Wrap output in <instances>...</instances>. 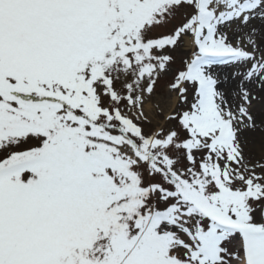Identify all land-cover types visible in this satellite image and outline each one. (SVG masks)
<instances>
[{"label":"snow or ice","instance_id":"snow-or-ice-1","mask_svg":"<svg viewBox=\"0 0 264 264\" xmlns=\"http://www.w3.org/2000/svg\"><path fill=\"white\" fill-rule=\"evenodd\" d=\"M0 264H264V0H0Z\"/></svg>","mask_w":264,"mask_h":264},{"label":"rangeland","instance_id":"rangeland-1","mask_svg":"<svg viewBox=\"0 0 264 264\" xmlns=\"http://www.w3.org/2000/svg\"><path fill=\"white\" fill-rule=\"evenodd\" d=\"M161 85L163 86V81L161 82Z\"/></svg>","mask_w":264,"mask_h":264}]
</instances>
